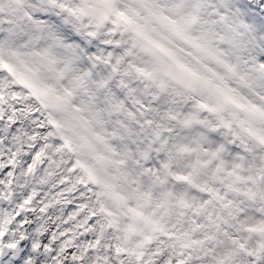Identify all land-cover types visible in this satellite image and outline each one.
<instances>
[{
    "label": "snow or ice",
    "instance_id": "snow-or-ice-1",
    "mask_svg": "<svg viewBox=\"0 0 264 264\" xmlns=\"http://www.w3.org/2000/svg\"><path fill=\"white\" fill-rule=\"evenodd\" d=\"M0 264H264V0H0Z\"/></svg>",
    "mask_w": 264,
    "mask_h": 264
}]
</instances>
